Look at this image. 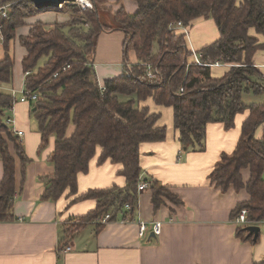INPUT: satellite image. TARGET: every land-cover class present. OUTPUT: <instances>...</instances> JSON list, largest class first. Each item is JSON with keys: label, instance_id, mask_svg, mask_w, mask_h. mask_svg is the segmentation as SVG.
<instances>
[{"label": "trees", "instance_id": "trees-1", "mask_svg": "<svg viewBox=\"0 0 264 264\" xmlns=\"http://www.w3.org/2000/svg\"><path fill=\"white\" fill-rule=\"evenodd\" d=\"M90 1V8L71 11L67 21H56L50 28L41 22L25 23L30 15L43 10L30 8L31 0L14 2L7 18L0 19L5 50L0 59V84L13 81L14 59L8 43L15 38L17 28L29 25L28 32L18 34L17 39L25 51L22 73L29 72L24 75L25 90L37 94L35 101H29L30 116L37 123L40 147L46 146L50 137L54 140L49 154L53 173L44 180L40 199L56 202L64 197L68 204L95 201L93 210L76 217L75 223L64 224L59 248L86 223L97 220V227H101L104 214H109L108 221L133 219L142 171L139 145L167 137V127L158 124L160 113L140 105L146 99L172 107L173 128L184 149L203 148L207 124L219 122L229 129L235 117L246 112L234 149L220 155L208 178L222 191L245 188L249 198L237 204L232 220L245 208L250 222L247 226L258 224L264 217V129L261 137H256L255 131L264 123V101L247 106L241 95L264 91L253 81L261 74L252 62L255 51L264 44L249 34L254 29L264 35V0H131L136 4L135 12L119 7L110 16L113 25L100 20L99 8L105 1ZM197 18L212 19L219 33L218 39L200 49L203 60L232 65L220 77L212 76L213 66L189 60L185 33L171 27L179 21L189 28ZM106 31L123 33L124 65L120 75L105 79L100 86L93 57L98 36ZM130 54L134 63H129ZM41 58L45 61L37 66ZM145 63L157 68L154 78L146 76ZM17 100L11 92L0 90V222L13 219L15 159L20 160L22 176L30 161L22 142L5 123ZM70 125L74 128L68 134ZM94 158L97 165L106 161L119 165L117 174L125 178V184L79 194L77 176L88 171ZM244 168L249 170L246 183L241 175ZM149 190L154 211L167 200L174 205L182 202L158 181L151 180ZM126 204L129 209L124 208ZM236 234L252 242L258 239L248 235L246 226L237 227ZM253 264H264V260Z\"/></svg>", "mask_w": 264, "mask_h": 264}, {"label": "crops", "instance_id": "crops-1", "mask_svg": "<svg viewBox=\"0 0 264 264\" xmlns=\"http://www.w3.org/2000/svg\"><path fill=\"white\" fill-rule=\"evenodd\" d=\"M98 1H105L102 6L112 9L109 11L111 15L121 6L128 13L136 10V4L131 0ZM55 20L62 19L56 15L52 20L36 22L50 28ZM28 27L17 28V35L26 34ZM249 34L264 44V35L257 34L254 29H250ZM218 37L212 19L194 20L185 34L191 52L189 60L194 61L192 53H198ZM123 40L124 35L120 31L99 34L93 57L99 84L122 73ZM129 61L135 62L132 54ZM252 62L261 74L253 81L264 88V48L255 51ZM231 67L229 64L213 66L212 76L220 77ZM11 85L8 92L16 89L13 83ZM20 90L22 88L16 91ZM251 93L241 95L244 105H259L264 101V91ZM7 114L13 118L9 124L12 134L16 136L18 130L24 133L22 147L30 161L22 176L20 160L18 157L15 159L13 219L0 222V264H253L264 260V223L256 224L259 227L258 239L252 242L236 234L238 226L231 217L237 204L249 198L245 188L235 190L231 187L222 191L208 178L220 155L234 149L246 112L238 114L229 129L219 122L207 124L202 149L198 146L182 148L178 131L174 128L170 134L167 131L163 141L142 142L139 145L140 179L146 180L149 186L151 180L158 181L176 194L181 204L174 205L167 200L154 211L149 188L140 191L132 220L108 221L99 228L97 220L88 222L68 240L65 246L70 250L66 252H62L65 246L59 248L64 224L75 223L76 217L93 210L95 201L84 199L68 204L64 197L56 202L41 200L44 180L53 173L49 160L53 137L49 138L46 146L40 147L41 136L36 120L30 116V102H15ZM73 128L70 125L67 133L70 134ZM263 129L264 123L257 127L256 137L262 136ZM119 168L109 161L97 165L94 158L88 171L77 176L78 193L112 185L123 186L125 178L117 174ZM2 173L0 161V180ZM241 175L246 183L249 170L242 169ZM138 220L161 221L160 234L155 236L149 227L146 235L139 237Z\"/></svg>", "mask_w": 264, "mask_h": 264}, {"label": "rangeland", "instance_id": "rangeland-1", "mask_svg": "<svg viewBox=\"0 0 264 264\" xmlns=\"http://www.w3.org/2000/svg\"><path fill=\"white\" fill-rule=\"evenodd\" d=\"M16 1H18V0H15V2ZM89 2H90V6H92L90 0H89ZM68 3H70L69 6L64 5V6H61L58 8L44 7V8H42L44 11L40 9L41 10L40 12H37L33 15H30L28 18H26L25 23L30 25V22H33V21H34L33 23H35L36 21H39V20H52L54 16L56 17V15H57V17L62 19V20H60L61 22H64L70 18L71 11H75L79 8L83 9L81 7L82 4H80L79 2H68ZM90 6L88 5V7H86V8H90ZM30 8H35L33 3H32V6L30 5ZM111 10L112 9H106L103 6H101L99 8L100 20L105 25H113L114 24L113 18L110 17L111 14L109 11H111ZM47 12H49L50 15H45V13H47ZM55 21L60 22L58 20H55ZM29 25H27V26H29ZM27 26L23 25V28H26ZM19 29H22V28H19ZM17 32L18 31L15 32L16 33L15 38H12L8 43V48H9L8 52L14 59L12 83H13V88L14 89L16 88V89H15V92L13 95L18 99L20 93L16 90L20 89V88H22V89L25 88L24 79H23V75H22L23 73L21 71V60H22L23 55L25 54V51H24V48L18 42ZM20 32H21V30H20ZM4 52H5V50L3 48V44L0 41V59L3 58ZM44 61H45V58H41L38 61L37 66H40ZM11 87H12V85L9 83H3L0 85V90L8 92ZM252 94L253 93H251V95ZM140 105L147 106L151 112L160 113V119L158 120V124L165 125L167 127L168 134H170L174 130L173 129V109H172V107L157 105L151 99H146L145 101L140 102Z\"/></svg>", "mask_w": 264, "mask_h": 264}, {"label": "built area", "instance_id": "built-area-1", "mask_svg": "<svg viewBox=\"0 0 264 264\" xmlns=\"http://www.w3.org/2000/svg\"><path fill=\"white\" fill-rule=\"evenodd\" d=\"M89 1V0H88ZM15 2V0H0V19H4V18H7V16L9 15V12H10V7L12 6V4ZM75 2H79L80 4H82V8H86L88 7V5L86 3H83L82 1H78V0H75ZM85 5V6H84ZM62 6V5H61ZM60 6V7H61ZM90 6V4H89ZM91 7V6H90ZM172 28L174 29H181L186 35H187V28L185 26H183L181 24V22L177 21L175 23H173L171 25ZM3 40V34H2V31H1V26H0V41L2 42ZM193 56H194V62L199 65V66H217V65H220L217 61L213 64H208L206 63L204 60H203V54L201 52H198V53H192ZM145 66H146V69H147V72H146V75L148 78H154L157 73H158V70L156 67H152L151 64L149 63H145ZM64 69V68H63ZM29 72H25L23 74L24 75H27ZM1 85V84H0ZM101 86V84H100ZM15 92V90L11 89V94L13 95ZM20 95L18 97V100L19 102H29V101H35L37 99V94L35 92H30L28 90H25L22 89L20 90ZM11 122H13V118L11 117H7L5 119V123L6 124H10ZM16 134V137H17V140L22 142V138H23V131L21 130H18L15 132ZM149 188V183L145 180H139L138 182V185H137V192H140V191H144L146 189ZM125 209H129V205L126 204ZM247 214H248V210L247 209H241L239 211V213L236 215V217L234 218V222L236 223V225L238 227H245L247 226L250 222L247 220ZM108 218H109V214H104L103 217L100 219V222L101 223H105L108 221ZM121 222H126L128 221L126 218L120 220ZM258 223H264V217L263 219L258 222ZM150 227L152 233L155 235V236H158L160 234V231H161V221L159 220H154V221H151V222H147V221H144V220H138L137 221V235L139 237H144L146 235V232L148 230V228ZM70 250V247L69 246H65L63 249H62V252H66V251H69Z\"/></svg>", "mask_w": 264, "mask_h": 264}, {"label": "water", "instance_id": "water-1", "mask_svg": "<svg viewBox=\"0 0 264 264\" xmlns=\"http://www.w3.org/2000/svg\"><path fill=\"white\" fill-rule=\"evenodd\" d=\"M34 7L37 9H42L44 7H54L58 8L65 2H75V0H31ZM246 230L248 231V235L253 236V240L256 239L259 227L256 225L246 226Z\"/></svg>", "mask_w": 264, "mask_h": 264}, {"label": "bare ground", "instance_id": "bare-ground-1", "mask_svg": "<svg viewBox=\"0 0 264 264\" xmlns=\"http://www.w3.org/2000/svg\"><path fill=\"white\" fill-rule=\"evenodd\" d=\"M78 1H82L83 3H86V4H90V2L88 0H78Z\"/></svg>", "mask_w": 264, "mask_h": 264}]
</instances>
